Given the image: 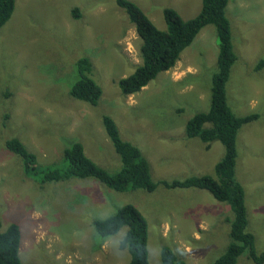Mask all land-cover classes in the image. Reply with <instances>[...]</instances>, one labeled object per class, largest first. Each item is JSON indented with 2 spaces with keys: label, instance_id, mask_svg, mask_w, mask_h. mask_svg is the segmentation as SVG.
I'll use <instances>...</instances> for the list:
<instances>
[{
  "label": "rangeland",
  "instance_id": "rangeland-1",
  "mask_svg": "<svg viewBox=\"0 0 264 264\" xmlns=\"http://www.w3.org/2000/svg\"><path fill=\"white\" fill-rule=\"evenodd\" d=\"M131 1L159 30L166 29L164 8L182 19L201 8V0ZM14 5L0 29V222L2 230L18 225L21 262L129 264L128 252L120 248L126 228L101 239L92 224L126 204L147 222L150 264H161L165 245L186 264L214 262L228 245L232 212L207 191L159 185L150 193H119L93 178L40 185L24 176L21 161L5 147L7 139L18 138L47 166L60 164L62 149L79 141L86 156L112 174L121 163L101 125L106 114L122 139L140 149L153 181L213 176L223 146L214 141L207 149L199 139L186 138L184 128L209 108L218 53L214 26L195 36L174 67L123 97L116 82L140 65L141 40L115 0H15ZM74 7L79 19L71 14ZM225 12L237 57L226 84L228 106L238 117L259 115L238 132L235 177L244 190L247 231L254 235L255 250L264 253V66L256 69L264 59V0H230ZM81 57L90 59L89 76L102 89L95 107L67 93ZM237 264L255 263L243 254Z\"/></svg>",
  "mask_w": 264,
  "mask_h": 264
},
{
  "label": "trees",
  "instance_id": "trees-1",
  "mask_svg": "<svg viewBox=\"0 0 264 264\" xmlns=\"http://www.w3.org/2000/svg\"><path fill=\"white\" fill-rule=\"evenodd\" d=\"M230 0H201V8L191 19H182L172 8H164L165 30H159L148 16L131 0H115L141 40L139 54L141 63L116 85L123 97L135 94L156 78L159 73L170 70L178 61L184 49L190 46L195 36L206 26L213 25L217 34L218 53L216 72L211 78L209 108L197 112L185 123L186 138L199 139L208 149L214 141L221 143L223 156L214 166V174L190 176L183 180L158 181L151 178L150 165L138 147L123 140L119 129L109 115H101V125L118 155L121 168L108 173L96 165L84 152L79 141L72 142L62 149V160L58 165L40 166L37 156L30 152L18 138L5 141L7 151L17 157L24 176L44 185L47 182L67 181L70 178H93L115 192H132L142 189L153 192L159 185L167 189L195 188L207 191L220 203L228 204L232 218L228 219L229 242L222 253L211 264H237L239 256L246 257L255 264H264V253L255 250V238L247 231L248 215L242 185L236 180L235 167L238 158L237 135L243 125L259 119L258 114L236 116L228 106L226 84L232 65L237 57L233 50L231 27L226 17V7ZM15 0H0V29L11 18ZM73 18H80L77 7L71 10ZM77 73L67 91L70 98L97 106L102 96L101 87L89 76L92 63L81 57L76 62ZM264 66L260 60L256 69ZM7 120V116L4 117ZM4 121V122H5ZM97 236L106 239L126 228L120 248L129 254V264H150L147 251V222L130 204L119 207L105 219L92 222ZM21 232L16 224L5 230L0 222V264H23L19 257ZM161 264H186L169 246L160 248Z\"/></svg>",
  "mask_w": 264,
  "mask_h": 264
},
{
  "label": "crops",
  "instance_id": "crops-1",
  "mask_svg": "<svg viewBox=\"0 0 264 264\" xmlns=\"http://www.w3.org/2000/svg\"><path fill=\"white\" fill-rule=\"evenodd\" d=\"M197 3L199 4V2H198V1H197ZM197 13H198V12H193V14H194V15H195V14H197ZM194 15H193V16H194Z\"/></svg>",
  "mask_w": 264,
  "mask_h": 264
},
{
  "label": "clouds",
  "instance_id": "clouds-1",
  "mask_svg": "<svg viewBox=\"0 0 264 264\" xmlns=\"http://www.w3.org/2000/svg\"><path fill=\"white\" fill-rule=\"evenodd\" d=\"M176 11V10H175ZM174 67V66H173ZM144 88V87H143Z\"/></svg>",
  "mask_w": 264,
  "mask_h": 264
}]
</instances>
